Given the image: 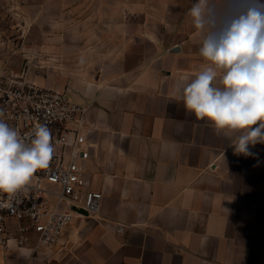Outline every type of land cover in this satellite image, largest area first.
I'll return each mask as SVG.
<instances>
[{
  "label": "crops",
  "instance_id": "obj_1",
  "mask_svg": "<svg viewBox=\"0 0 264 264\" xmlns=\"http://www.w3.org/2000/svg\"><path fill=\"white\" fill-rule=\"evenodd\" d=\"M192 2L170 42L142 26L112 57L121 78L68 94L86 108L100 211L76 216L54 249L19 248L25 264H264V144L236 154L234 136L179 99L207 63Z\"/></svg>",
  "mask_w": 264,
  "mask_h": 264
},
{
  "label": "clouds",
  "instance_id": "obj_2",
  "mask_svg": "<svg viewBox=\"0 0 264 264\" xmlns=\"http://www.w3.org/2000/svg\"><path fill=\"white\" fill-rule=\"evenodd\" d=\"M188 15L207 63L185 78L179 99L217 134L234 136L236 154L253 155L249 146L264 144V0H193ZM54 151L47 125L21 133L0 118V194L27 191Z\"/></svg>",
  "mask_w": 264,
  "mask_h": 264
},
{
  "label": "rangeland",
  "instance_id": "obj_3",
  "mask_svg": "<svg viewBox=\"0 0 264 264\" xmlns=\"http://www.w3.org/2000/svg\"><path fill=\"white\" fill-rule=\"evenodd\" d=\"M189 3L0 0V70L67 95L83 85L121 78L125 66L112 58L121 54V44L133 41L142 26L148 37L156 30L163 41L170 42L173 27L182 22ZM19 248L0 245V264H25L16 256Z\"/></svg>",
  "mask_w": 264,
  "mask_h": 264
},
{
  "label": "built area",
  "instance_id": "obj_4",
  "mask_svg": "<svg viewBox=\"0 0 264 264\" xmlns=\"http://www.w3.org/2000/svg\"><path fill=\"white\" fill-rule=\"evenodd\" d=\"M0 112L21 133L38 123L47 125L55 148L48 168L35 174L27 191L12 199L0 194V245L54 249L76 216L100 211L101 192L91 187L84 167L93 146L86 108L61 90L0 70Z\"/></svg>",
  "mask_w": 264,
  "mask_h": 264
},
{
  "label": "water",
  "instance_id": "obj_5",
  "mask_svg": "<svg viewBox=\"0 0 264 264\" xmlns=\"http://www.w3.org/2000/svg\"><path fill=\"white\" fill-rule=\"evenodd\" d=\"M80 212H82V213H84L85 215H87V212L84 211L83 209H81Z\"/></svg>",
  "mask_w": 264,
  "mask_h": 264
}]
</instances>
